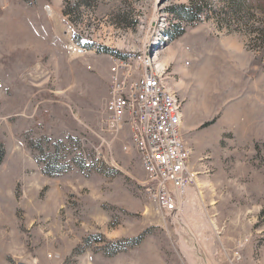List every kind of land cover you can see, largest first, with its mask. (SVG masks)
<instances>
[{
	"label": "rangeland",
	"instance_id": "374dc122",
	"mask_svg": "<svg viewBox=\"0 0 264 264\" xmlns=\"http://www.w3.org/2000/svg\"><path fill=\"white\" fill-rule=\"evenodd\" d=\"M144 44L193 173L173 216L106 128ZM0 149V264H264V0H0Z\"/></svg>",
	"mask_w": 264,
	"mask_h": 264
},
{
	"label": "built area",
	"instance_id": "2783aa9c",
	"mask_svg": "<svg viewBox=\"0 0 264 264\" xmlns=\"http://www.w3.org/2000/svg\"><path fill=\"white\" fill-rule=\"evenodd\" d=\"M67 52L73 58L81 50L67 45ZM129 62H113L112 74L107 87V100L104 106L106 128L115 137L124 125L134 132L136 140L145 141V148H152L155 160L144 157L143 188L149 201L165 216L177 214L179 199L192 189V173L184 157V144H179L178 123L171 122L167 102L160 95L158 81L149 79V71L141 67L143 81L136 84L142 87L141 107L122 109L126 71Z\"/></svg>",
	"mask_w": 264,
	"mask_h": 264
},
{
	"label": "bare ground",
	"instance_id": "6f19581e",
	"mask_svg": "<svg viewBox=\"0 0 264 264\" xmlns=\"http://www.w3.org/2000/svg\"><path fill=\"white\" fill-rule=\"evenodd\" d=\"M70 46H74L75 48L81 50L83 48H80L76 46L75 44L69 43ZM147 47L145 48V44L143 46V50L140 52V55L137 56L135 63L137 65V70L140 69V66H144L145 69H148L149 71V79L158 81V89L160 91V95H163V98L165 99V102H167V110L169 111V115H171V122L172 123H178V128L180 127L181 118H180V111H179V102L176 99L174 95H172L163 85L161 76L153 71L151 68L149 69V59L147 56ZM82 53H77V55H81ZM130 65V64H129ZM158 68H161L159 65H157ZM139 77L135 80L130 78V75L126 73L125 77V86H124V99L122 100V109H129L130 108V99L134 98V107H141V95H142V87H136V84L143 81V71H139ZM177 140L179 144H184L179 136V133H177ZM130 142L137 150L142 163L143 168V161L144 157L147 160H155V153L152 148H145V141L142 140H136V136L134 132H130ZM184 157L187 159V162L189 160V151L184 145ZM193 178V175H192ZM187 192V191H186ZM190 191L187 193L189 194ZM190 195V194H189Z\"/></svg>",
	"mask_w": 264,
	"mask_h": 264
},
{
	"label": "trees",
	"instance_id": "16d2710c",
	"mask_svg": "<svg viewBox=\"0 0 264 264\" xmlns=\"http://www.w3.org/2000/svg\"><path fill=\"white\" fill-rule=\"evenodd\" d=\"M22 1H24V0H22ZM171 39H173V37H171ZM106 51H107V53H110V52H111V51H109V50H106ZM33 143H34V145H35L34 148H35L37 151H39V150H40V146H39L38 142H33ZM3 157H4V152H3L2 149H0V164H1L2 160H3ZM42 172H43L44 175H47V176L54 174V172L49 171L47 168H44V169L42 170Z\"/></svg>",
	"mask_w": 264,
	"mask_h": 264
},
{
	"label": "crops",
	"instance_id": "0c3cea01",
	"mask_svg": "<svg viewBox=\"0 0 264 264\" xmlns=\"http://www.w3.org/2000/svg\"><path fill=\"white\" fill-rule=\"evenodd\" d=\"M181 124V123H180ZM193 174V173H192ZM193 183H194V181H193Z\"/></svg>",
	"mask_w": 264,
	"mask_h": 264
}]
</instances>
